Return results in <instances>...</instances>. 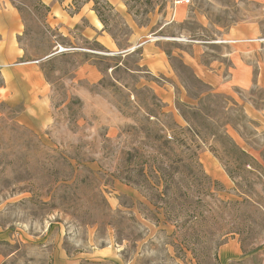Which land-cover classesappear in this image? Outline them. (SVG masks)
Masks as SVG:
<instances>
[{"label":"rangeland","instance_id":"1","mask_svg":"<svg viewBox=\"0 0 264 264\" xmlns=\"http://www.w3.org/2000/svg\"><path fill=\"white\" fill-rule=\"evenodd\" d=\"M10 1L21 10L25 59L39 60L53 90L52 106L63 107L44 137L17 121V108L0 103V228L43 237L50 224L68 250L115 243L127 264H264V44L256 61L248 59L255 78L259 66L261 82L252 79L228 94L209 87L188 63L191 57L204 66L221 63L226 79L233 47L222 43L225 35L235 24L256 22L264 37V4L92 0L120 51L135 37L138 43L164 37L176 81L185 89L181 96L175 90L167 106L144 84L158 79L139 65L140 49L107 55L99 44L59 30L42 0ZM85 1L55 3L72 13ZM175 5L187 7V18L168 23ZM82 62L103 72L98 85H75ZM83 91L101 93L117 121L85 110ZM109 123L118 126L114 134ZM205 155L226 178L205 171ZM117 181L139 194L117 192ZM229 239L241 255L221 263L218 250ZM0 246L4 253L15 251L2 264L47 262L44 246Z\"/></svg>","mask_w":264,"mask_h":264},{"label":"crops","instance_id":"2","mask_svg":"<svg viewBox=\"0 0 264 264\" xmlns=\"http://www.w3.org/2000/svg\"><path fill=\"white\" fill-rule=\"evenodd\" d=\"M107 1L111 5L114 2L117 4L121 2L120 0ZM253 1L264 4V0ZM42 2L49 7L48 15L57 24L58 29L65 31L64 33L71 39H74L73 34H75L76 38L81 40L93 41L110 56L118 53L128 55L133 50L140 49L139 65L145 69L146 74L158 79V82L145 81L144 84L151 87L156 97L167 106L171 104L175 90L179 92V96L185 92V89L176 81L167 53L162 46L161 41L164 37L151 35L141 43L136 42L137 38L135 37L131 41V47L120 51L114 37L104 28L102 20L93 8L92 0L81 3V6L72 13H67L62 9L63 4L62 8L56 5L57 0H42ZM177 7L175 5L171 10L172 18L168 23L183 22L187 18V7L180 6L179 9ZM83 22L85 25L77 29V33L70 32L71 29L77 28V24ZM23 25L21 15L11 1L0 0V103L6 104L9 108H17V121L29 128H35L37 132L43 133L46 137L48 136L47 131L54 127L56 112L63 106L57 108L52 106L53 90L40 69L39 60L25 59L23 48L19 42ZM222 43L231 44L233 47L232 52L227 53L232 63L227 78L225 79L224 67L221 63L216 68L215 63L204 66L199 63L197 58L191 57L188 63L196 76L213 90L223 94H228L236 86H239L240 89L247 88L251 85L252 79H257L260 83L262 76L259 66L255 78V74L252 75L253 61H248L249 58L256 61L259 56L257 50L264 44V37L259 25L256 22L235 24L228 30ZM77 50L80 49L77 48ZM81 51L85 50L81 49ZM103 77V72L95 65L90 62H82L75 71L73 81L76 86L81 84L93 86L98 85ZM83 92L81 101L85 110L108 115L106 121H117L116 109L103 99L101 93L91 95L89 91ZM117 128L115 123H109V135L114 134ZM201 163L208 174L226 178L225 172L213 157L205 155L202 157ZM115 190L132 197L139 194L135 188L122 181H117ZM49 225L43 230V237H40L39 234L11 233L5 228L4 230L0 228V242L14 241L20 245L37 246V248L44 246L48 251L46 264H127L121 258L120 250L115 243L93 244L87 249L70 251L63 245L59 230L51 229L49 231ZM31 238L36 239V243H31L29 240ZM38 239L41 240L37 241ZM14 252L4 253L0 246V264ZM240 255L241 250L235 239L224 242L219 247L217 254L221 263L238 258Z\"/></svg>","mask_w":264,"mask_h":264},{"label":"trees","instance_id":"3","mask_svg":"<svg viewBox=\"0 0 264 264\" xmlns=\"http://www.w3.org/2000/svg\"><path fill=\"white\" fill-rule=\"evenodd\" d=\"M104 1V0H103ZM105 3H107L106 1H104V4ZM94 4H96V2H94ZM41 5L44 7V8H46L47 6H45V5H43L42 3H41ZM95 9V11L97 12V15L98 16H100V13H99V11H98V9L97 8H94ZM17 10L20 12L21 10H20V8H18V6H17ZM47 10V9H46ZM224 243V242H223Z\"/></svg>","mask_w":264,"mask_h":264},{"label":"built area","instance_id":"4","mask_svg":"<svg viewBox=\"0 0 264 264\" xmlns=\"http://www.w3.org/2000/svg\"><path fill=\"white\" fill-rule=\"evenodd\" d=\"M174 3L175 4H178V3L188 4L189 3V0H175Z\"/></svg>","mask_w":264,"mask_h":264}]
</instances>
